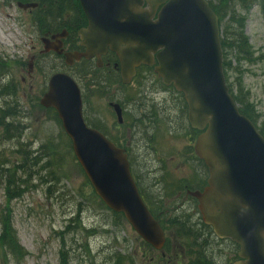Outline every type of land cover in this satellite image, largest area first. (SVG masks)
Wrapping results in <instances>:
<instances>
[{
  "label": "rangeland",
  "instance_id": "rangeland-1",
  "mask_svg": "<svg viewBox=\"0 0 264 264\" xmlns=\"http://www.w3.org/2000/svg\"><path fill=\"white\" fill-rule=\"evenodd\" d=\"M262 3L263 0H256L248 10L237 11L245 17L243 32L248 39L250 53L247 55L250 59L233 49L228 58L230 66L225 70L226 81L233 94L237 95L242 87L243 91L239 93L243 99L247 96L246 100L253 110L252 120L258 128L264 127ZM38 41L39 36L31 13L22 11L15 4H3L0 0V55L7 59V62H3L8 74L2 83L6 84L11 80L15 85V94L8 106L10 110L18 111V117L8 125L6 133L0 127V165L11 173L13 166H17L16 180H24L20 186V189L24 190L23 194L9 200L13 227L22 248L23 257L18 264H60L63 241L71 264H188V260L195 258L196 247L185 233L167 222L174 214L175 207L181 209L179 213L192 212L180 206L183 197L178 198L175 192H172L173 189H168L163 199L167 208L162 206V219L168 225L166 235L170 251L150 248L127 221L122 224L113 221L115 217L112 211L104 207L93 193L55 114L39 105V98L50 75L58 70H65L78 80L83 89V96H86V99L88 97V102L85 103L86 114L90 118L103 120L106 128L115 136H121L127 130L113 128L116 117L109 107V96L122 102L129 122L132 119L129 113L131 107L137 108L133 111L138 110L140 113V118L136 120V125L139 126L143 125L141 120H147L141 113L143 104L149 105L152 113L157 116L161 115V110L171 111L172 125H169L170 119L166 116L158 118L162 123L152 139L155 150L148 146L141 133L134 134L133 129V135H136L137 144L134 156L140 155L142 163L145 152L149 158L163 159L161 164L169 172L168 180L174 182L175 175L186 176L191 180L193 178L190 175L192 169L187 162H183L186 160L184 147L189 142L188 134L186 129L178 126V119L174 115V111L178 109L177 105L181 103L179 93L173 88L164 89L160 77L153 69L143 70L127 87L114 85L101 93L89 84V76L85 75V64L70 68L57 57L53 59L52 65L42 62L39 64L37 59L38 66L34 68V77L32 80L30 77L27 79L28 84H22L23 71L28 67ZM32 81L34 91L37 92L33 95L29 86ZM11 99L10 96L1 97L0 105L3 101ZM148 100L150 102H147ZM4 135L10 138L5 139ZM19 141L23 143V147L44 160H38L37 163L28 162L27 154L19 153ZM172 156L176 158H171ZM178 157L182 158V162ZM1 161H5L4 164ZM7 161L12 164L5 166ZM150 165L159 166L157 162ZM21 166L23 168H20ZM139 168V173H149V166L140 165ZM3 173L4 175L0 176V211L8 203L6 186L9 174L6 170ZM154 200L158 205L156 201L159 199ZM194 231L202 233L200 230ZM218 246L222 252L225 251V261L234 258L233 244L223 242L214 247L216 260L221 259ZM0 264L17 263L8 258L3 261L0 257Z\"/></svg>",
  "mask_w": 264,
  "mask_h": 264
},
{
  "label": "water",
  "instance_id": "water-1",
  "mask_svg": "<svg viewBox=\"0 0 264 264\" xmlns=\"http://www.w3.org/2000/svg\"><path fill=\"white\" fill-rule=\"evenodd\" d=\"M165 1L150 0L148 12L141 9L143 0H131V20H91L82 32L85 55L100 60L108 47L115 50L124 83L131 82L136 66L158 59L155 70L164 83L184 92L191 125L206 129L196 144L210 170L209 186L195 193L204 221L217 236L240 245L233 264H264V136L240 113L226 84L219 17L209 2L168 0L155 18ZM41 103L57 110L100 198L161 249L164 230L139 193L125 150L87 124L75 79L64 72L52 75ZM112 105L122 123L121 106Z\"/></svg>",
  "mask_w": 264,
  "mask_h": 264
},
{
  "label": "flooded vegetation",
  "instance_id": "flooded-vegetation-1",
  "mask_svg": "<svg viewBox=\"0 0 264 264\" xmlns=\"http://www.w3.org/2000/svg\"><path fill=\"white\" fill-rule=\"evenodd\" d=\"M150 0H143L141 9L145 11L151 10ZM3 4H15L22 11H29L33 16V21L36 27V31L39 36L38 45L35 47V53L30 57L28 62V67L24 69L22 74V84H28L27 79L30 77L31 80L34 77L35 66L38 63H48L52 65V61L55 57L61 58L67 67L80 66L82 64L88 65L90 68L100 67L101 69H114L119 78L121 79V60L116 51L108 48L105 54L102 55V65L99 64L96 55L91 57L83 56L87 53V46L84 44L82 32L87 31L91 20H97L99 22L111 21L116 19L121 20H131V0H2ZM69 54L71 59V64H68L70 60L67 58ZM73 55L76 58H73ZM79 56H78V55ZM78 57V58H77ZM7 59L0 58V89L7 87V84H3L7 78L6 72L4 71V62ZM143 69H148L146 66H140L138 72ZM138 75V73H137ZM140 75V74H139ZM28 76V77H26ZM136 79V76H135ZM122 80V79H121ZM12 91H15L14 84L10 83ZM31 89V95L37 93L34 91L33 81L29 83ZM18 90V88H17ZM5 92V91H4ZM28 96L27 94H25ZM147 102H150L148 100ZM149 105L144 104V110L147 111ZM179 108V104L177 105ZM137 108L132 109L131 107V158H134V162L137 164H144L149 166V173L146 174L145 178L141 182L143 189L149 198V206L155 207L160 214L164 213L161 206V201L165 198L168 189H173L176 192V183L173 181H168L164 173H161L163 165L161 158H149L148 153H144L145 158L142 163L140 161V155L138 157L134 156V151L136 149V137L132 136L133 130L135 132L136 120L139 119L137 112H134ZM138 111V110H137ZM150 123V122H149ZM146 149V148H145ZM186 160L184 163H190L192 165L193 178L191 179H181L178 181L177 186L179 191L177 192V197L182 198L181 192L185 188L186 192L189 193L191 189L203 190L208 184V168L199 159L192 156L191 152L186 153L184 157ZM132 160V159H131ZM179 160L182 162V158ZM157 162L158 167H154L150 164ZM181 165V163H180ZM148 180V182H144ZM161 197V198H160ZM155 199H159L158 205L155 204ZM189 200L187 196H184L180 206L192 212L188 217L187 224L198 229L201 227V222L196 213L198 210V201L194 196L190 197ZM180 209V208H179ZM181 210V209H180ZM196 215V216H195ZM203 253L201 256L195 253V258L188 260V264H228L230 261H225V257H221L220 260H215L214 247L216 242L220 245L222 240L217 238L203 239ZM225 242V241H224ZM219 250L222 252L221 247Z\"/></svg>",
  "mask_w": 264,
  "mask_h": 264
},
{
  "label": "trees",
  "instance_id": "trees-1",
  "mask_svg": "<svg viewBox=\"0 0 264 264\" xmlns=\"http://www.w3.org/2000/svg\"><path fill=\"white\" fill-rule=\"evenodd\" d=\"M256 0H217V2H213V0H210V3L214 10L217 12L220 18V22L223 23V39H222V46L225 52V59L226 61L224 62L225 70L230 66V61L228 60L229 54L234 50L238 51L239 53L243 54V56L247 57L250 59V56L247 55V53H250L249 49V43L247 37L244 35V26H245V17L237 13V7L239 6L240 9H246L248 10L249 7L255 2ZM262 9L264 11V0L262 3ZM225 23L227 25H225ZM99 70H96V72L93 74L95 78H91L89 84L94 86L96 89H98L101 93H103L102 90H106L107 86L103 83L102 80H96L99 77V74L97 73ZM106 82V81H105ZM113 82H109L108 85H111ZM243 91L242 87H240L238 94H233L236 101L239 103V107L242 113L246 114L248 117L252 118V109L250 107V103L247 101L248 98L246 96V99L240 95L239 92ZM180 95L183 97V94L180 93ZM183 110H184V118L186 116V110H187V104L184 100L183 97ZM85 102H88V97L86 99L85 97ZM5 109L0 108V126L4 127V131L7 132L9 129V124L10 122H5L3 123V117L5 116V119H8L7 112H5ZM55 116L57 115L56 112ZM57 118V116H56ZM58 120V118H57ZM86 120L88 121L89 124H91L93 127H96L103 131L107 136H109L112 140L115 142L122 144L123 146H126V143L129 142L130 146L129 149H131V135H128V132H124L121 134V136H115L110 132L104 125L101 119L98 118H90L86 114ZM131 127V125L126 121L124 124L123 128ZM261 133L264 135V127L259 128ZM121 140H123L121 142ZM127 147V146H126ZM38 160H34V163H37ZM131 161V159H130ZM3 164L4 162L1 161ZM12 164L11 161H7L5 165ZM17 166H13V172L11 173L10 170L7 168L3 167L0 165V175H4L3 171L6 170L8 172V185L6 188L8 197L15 198L18 196H21L24 192L23 189H20L21 184L24 183V180L22 178H19L20 181L16 180V171H17ZM20 168H23L21 166ZM24 172H26L25 169H23ZM22 182V183H21ZM17 185V186H16ZM12 186L14 188H12ZM16 186V188H15ZM100 203L104 206L102 201ZM8 205V204H7ZM4 207L0 211V255L2 256L3 261L7 260V258L11 261H16L19 263V260H21V255L22 253V248L20 246L19 239L16 235L15 228L13 227L12 224V210L9 208V206ZM105 207V206H104ZM114 219L113 221L119 222L122 224L123 221H125V218L122 213H114ZM170 222L175 225L180 231L183 230L184 233L188 237H195L196 234L194 230L190 227L187 226V221H179L178 218H172L170 219ZM206 228L210 229L209 227L206 226ZM209 235L212 234L211 231L207 232ZM197 238V237H196ZM167 246L168 249L166 251L169 252V241H167ZM148 246V245H147ZM60 264H71L70 263V258L67 256L65 253L64 249V241H63V247L60 249Z\"/></svg>",
  "mask_w": 264,
  "mask_h": 264
},
{
  "label": "bare ground",
  "instance_id": "bare-ground-1",
  "mask_svg": "<svg viewBox=\"0 0 264 264\" xmlns=\"http://www.w3.org/2000/svg\"><path fill=\"white\" fill-rule=\"evenodd\" d=\"M143 107H144V104H143ZM143 110H144V108H143ZM137 113H139V111H137Z\"/></svg>",
  "mask_w": 264,
  "mask_h": 264
}]
</instances>
